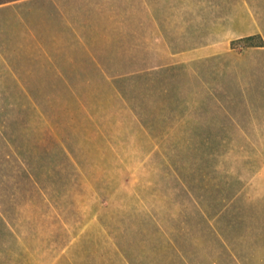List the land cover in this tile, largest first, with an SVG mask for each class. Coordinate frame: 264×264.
Here are the masks:
<instances>
[{
	"label": "rangeland",
	"instance_id": "1",
	"mask_svg": "<svg viewBox=\"0 0 264 264\" xmlns=\"http://www.w3.org/2000/svg\"><path fill=\"white\" fill-rule=\"evenodd\" d=\"M215 3H0V264H264V0ZM172 65L155 137L101 68Z\"/></svg>",
	"mask_w": 264,
	"mask_h": 264
},
{
	"label": "trees",
	"instance_id": "2",
	"mask_svg": "<svg viewBox=\"0 0 264 264\" xmlns=\"http://www.w3.org/2000/svg\"><path fill=\"white\" fill-rule=\"evenodd\" d=\"M8 0H0V3H4ZM207 2H211L212 4H216L215 0H207ZM153 8L157 12H162L163 13V20L166 23L165 25L162 24L158 18L157 19V25L159 30L162 32L164 36L168 38V27L169 25L172 24L173 21L176 23H186V27L190 28V24L188 23L189 18L185 17L184 20L179 21L177 17V8L178 4H169L166 3L162 7L158 6H153ZM213 13L216 14V8H213ZM184 13H182V16ZM176 19V20H175ZM184 21V22H183ZM215 22V21H213ZM174 28L175 25H173ZM208 27V25L206 26ZM68 30L69 33H77L76 28L74 26L67 27L66 26V31ZM170 30V29H169ZM195 35H199L198 33H195ZM79 36V35H78ZM254 36H248L245 37V39L252 40ZM201 40H205L202 38ZM171 43V42H170ZM172 45V43H171ZM249 46H264V44H249ZM48 53V52H47ZM7 61V59H5ZM8 62V61H7ZM8 64V63H7ZM11 68V66H10ZM177 69V66L172 65V66H166L162 67L159 69L155 68H144V67H135V68H130L126 70H120L117 74H112L109 70L106 68H101V71L104 74V77H113L112 83L114 87L118 90V92L122 95V97L130 104L132 109L135 111L136 115L140 119L141 123L145 128L148 130V132L153 135V136H158L155 134L152 130V126L154 125L153 122H150L149 117L151 114L150 108L148 107L147 103L150 102L153 103L158 99V101H161L162 104H160L159 107V112L164 114L167 112V100H168V94L171 91V82H170V77L173 75V71ZM14 71V70H13ZM56 74L58 77H63L67 78L66 72L64 70L56 69ZM10 75H16L12 74L10 72ZM14 81L16 84H19L18 82V77L17 75L14 76ZM22 92L25 94V89L24 87H21ZM166 101V102H165ZM165 102V103H163ZM153 106L154 103H153ZM6 141L14 148V153L16 156H18L19 160L22 162V165L20 166V169L24 171V173L28 176L29 181H35L38 182L37 180V175L33 170V167L30 165V163L26 162L23 160L24 158V152L20 150V146H16L14 144L13 140L10 139V137L5 136L4 137ZM186 188L189 189V187L186 185ZM202 206V204H201Z\"/></svg>",
	"mask_w": 264,
	"mask_h": 264
}]
</instances>
